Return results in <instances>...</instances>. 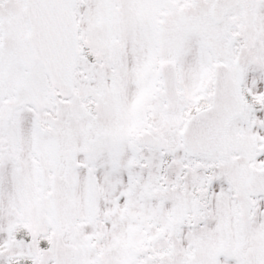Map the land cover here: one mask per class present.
<instances>
[{
  "label": "snow or ice",
  "instance_id": "6c2138e0",
  "mask_svg": "<svg viewBox=\"0 0 264 264\" xmlns=\"http://www.w3.org/2000/svg\"><path fill=\"white\" fill-rule=\"evenodd\" d=\"M0 264H264V0H0Z\"/></svg>",
  "mask_w": 264,
  "mask_h": 264
}]
</instances>
